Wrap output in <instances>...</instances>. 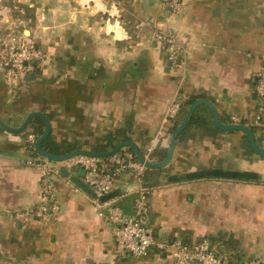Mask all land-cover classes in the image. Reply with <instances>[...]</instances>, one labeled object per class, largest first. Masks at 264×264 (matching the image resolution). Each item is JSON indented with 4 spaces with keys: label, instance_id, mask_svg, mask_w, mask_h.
I'll return each mask as SVG.
<instances>
[{
    "label": "crops",
    "instance_id": "crops-1",
    "mask_svg": "<svg viewBox=\"0 0 264 264\" xmlns=\"http://www.w3.org/2000/svg\"><path fill=\"white\" fill-rule=\"evenodd\" d=\"M78 1L0 0V41L16 25L43 52L32 77L18 85H8L0 68L5 123L18 128L40 111L60 148L104 151V139L121 129L150 154L166 147L173 104L196 97L212 101L223 123H235V116L253 128L264 147V113L256 122L264 106L256 92L264 68V0H185L181 15L168 13L162 0H116L119 24ZM149 22L181 34L189 46L181 66L166 60ZM244 134L209 136L193 127L177 140L165 184L148 195L156 240L194 245L208 238L235 263L264 256V182L168 181L205 168L264 173V156L247 149ZM27 141V134L0 126V264H173L157 248L120 258L116 227L99 216L93 195L61 172L55 176L60 215L17 221V211L41 202V173L30 163L39 155ZM59 167L70 176L81 170L68 162ZM141 185L131 172L119 176L115 190L127 192L119 202L125 212L133 213Z\"/></svg>",
    "mask_w": 264,
    "mask_h": 264
},
{
    "label": "built area",
    "instance_id": "built-area-1",
    "mask_svg": "<svg viewBox=\"0 0 264 264\" xmlns=\"http://www.w3.org/2000/svg\"><path fill=\"white\" fill-rule=\"evenodd\" d=\"M80 5L92 11H100L108 16V20L121 22L120 10L116 0H79ZM171 15H181L185 11V0H162L161 4ZM154 29V38L161 42L165 51V58L173 68L181 66L188 57L189 46L178 31L166 27L159 28L155 22H149ZM141 25V24H140ZM138 25V26H140ZM43 57V52L30 40L24 31L13 25L5 38L0 41V68L4 71V79L10 86L25 81L27 76L36 69V61ZM257 95L264 98V68L257 73ZM185 100H178L170 109L167 120L178 116ZM264 113V106L259 107L256 122L260 121ZM235 123L240 119L232 117ZM37 137L28 136V145L35 149ZM167 145V143H166ZM36 151V149H35ZM150 159L149 154L146 155ZM31 160L41 173V202L32 209L17 211L15 219L21 223L31 217L46 220L57 217L61 213L58 199L59 188L55 176L60 174L59 163L41 156ZM68 163L86 170L84 181L93 190V200L99 208V216L116 227V252L120 258L129 256H148L153 248L166 251L170 254L173 264H264V256L253 258L248 263H235L228 256L218 253L210 239L205 238L194 245H188L180 239L171 243L158 241L149 221L148 195L150 189L140 186L133 213L124 211L120 200L126 197L127 192L122 191L118 196L108 200L102 197L110 194L117 188L119 176L131 172L141 181L146 167L141 163L134 152L122 149L109 156L76 155Z\"/></svg>",
    "mask_w": 264,
    "mask_h": 264
},
{
    "label": "water",
    "instance_id": "water-1",
    "mask_svg": "<svg viewBox=\"0 0 264 264\" xmlns=\"http://www.w3.org/2000/svg\"><path fill=\"white\" fill-rule=\"evenodd\" d=\"M32 76H27V79L31 78ZM200 105H206L213 114V120L215 126L221 131H242L245 133L249 138V144L252 150L260 156H264V147L258 144L256 133L253 128L246 124L241 123H223L219 111L215 104L206 98H199L192 103L190 106L188 113L184 119V121L171 133L169 139L167 141V155L162 161H154L149 159L144 155L141 147L134 142L133 140H126L118 144L114 149L109 151H94V150H86V149H77L71 152H68L63 155H54L49 152H46L42 144L43 142L50 136L52 125L50 119L40 111H33L31 112L23 124L18 127L14 128L9 126L4 120L0 117V126H2L5 130L13 133H22L26 130V128L31 124L32 120L36 117L41 118L45 123V130L44 133L37 138L35 149L39 156L46 158L48 160L57 162V163H64L68 162L72 157L76 155H90V156H109L116 152H119L122 149L129 148L131 149L134 154L136 155L137 159L145 165L146 168H166L171 161L173 160L176 144L179 135L188 127L190 124L192 117L196 111V109ZM61 173L70 177L72 182L76 184L78 187L82 188L85 192L94 195L92 188L82 179L85 177L86 170L81 168L79 175L70 176V172L65 168H60ZM201 179H224V180H234V181H262L264 182V173L260 174L255 171H237V170H225L221 168H205L200 170H195L191 172H187L184 175H176L172 174L168 177V181L170 182H178V181H192V180H201ZM121 189L114 190L108 195L102 197V200H108L115 198L121 193Z\"/></svg>",
    "mask_w": 264,
    "mask_h": 264
},
{
    "label": "trees",
    "instance_id": "trees-1",
    "mask_svg": "<svg viewBox=\"0 0 264 264\" xmlns=\"http://www.w3.org/2000/svg\"><path fill=\"white\" fill-rule=\"evenodd\" d=\"M196 97H192L186 101H184L181 111L178 114L176 118L171 120V125L169 128V132L172 133L185 119L188 110L192 103L196 101ZM197 128L198 130H202L204 134H207L209 136H215L220 132V130L215 126L214 120H213V114L211 110L206 105H200L188 125V127L179 135L178 139H183V137L189 132L191 128ZM31 128V129H30ZM45 130L44 122L40 118H34L31 122L29 128L27 127L26 130L23 132L24 134H27L29 136L30 134H35L36 137H40ZM244 137L246 139V146L249 151H253L249 144V138L246 134H244ZM130 140L129 136L125 134L123 130H117L114 133L109 134L102 144V148L104 151H109L114 149L118 144H120L123 141ZM43 149L46 152H49L54 155H63L68 152H71L74 149L73 147H67V148H60L57 144H55L51 140V136H49L42 144ZM130 151H132L129 148H126ZM35 152V151H34ZM133 152V151H132ZM144 155H148L146 152H143ZM167 155V148L162 147L158 145L150 154V159L154 161H162ZM166 168H148L145 170L144 174L141 176L142 185L149 189H153L155 187L162 186L165 184L164 177H166L168 174Z\"/></svg>",
    "mask_w": 264,
    "mask_h": 264
}]
</instances>
